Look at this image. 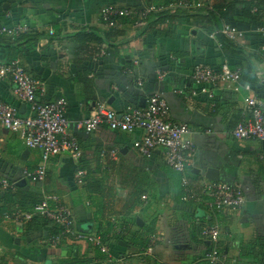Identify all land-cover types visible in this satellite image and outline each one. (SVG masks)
Wrapping results in <instances>:
<instances>
[{"label": "crops", "instance_id": "0c3cea01", "mask_svg": "<svg viewBox=\"0 0 264 264\" xmlns=\"http://www.w3.org/2000/svg\"><path fill=\"white\" fill-rule=\"evenodd\" d=\"M152 1L0 0V28L22 23L30 38L12 46L16 37L0 35L9 43L0 45V63L18 59L30 76L44 84L43 102L66 99L69 132L81 150L79 158L68 152L51 156L45 179L30 182L24 171L41 164L42 151L28 148L20 133L0 124V174L16 183L14 191L0 192V264H70L67 260L75 242L66 240L65 245L52 246L51 237L43 235L42 223H20L5 217L22 211L18 198L27 202L22 212H28L29 201L56 196L72 210L76 229L105 234L109 250L114 234L120 232L118 224L125 219L139 218L145 224L156 221L158 235L152 238L161 244L155 256L167 264L203 261L212 246L202 236L207 224L220 226L223 264H248V259L240 257L241 249L264 237V142L232 136L235 126L247 116L244 99L258 91L264 95V54L256 49L260 43L257 37L237 42L243 45L245 56L253 57L242 59L247 74L242 81L216 86L213 99L191 95L196 87L190 77L195 66L228 63L215 32L206 34L190 20L150 30L138 19H119L112 26L103 23L101 12L107 6L139 11ZM231 1L210 0V4L230 5ZM82 32L88 34L86 39ZM152 94L165 98L172 121L190 129L188 139L196 149L188 166L191 188L200 192L204 180L238 186L245 198L240 211L213 213L203 202L184 201L181 175L166 165L161 153L145 158L134 148L142 131L123 133L102 125L95 133H87L80 126L100 104L121 115ZM0 100L17 107L23 117L31 114L30 106L17 99L9 79L0 81ZM80 166L86 168L83 186L75 178ZM110 188L113 211L105 212L101 219L89 197ZM134 191L138 195L126 209L125 202ZM85 223H92L90 232L83 230ZM76 244L85 248L88 243ZM182 244L190 247L175 248ZM124 248L123 254L128 256L125 264H143L140 254L128 245Z\"/></svg>", "mask_w": 264, "mask_h": 264}, {"label": "built area", "instance_id": "2783aa9c", "mask_svg": "<svg viewBox=\"0 0 264 264\" xmlns=\"http://www.w3.org/2000/svg\"><path fill=\"white\" fill-rule=\"evenodd\" d=\"M178 0L169 7L171 12L177 8L194 9L201 6L211 7L210 0ZM157 11L154 6L145 7L139 11L134 9H120L107 6L102 12L105 25L112 26L116 18H137L146 24L145 18L151 12ZM27 28L19 23L13 27L0 28V35L16 36L25 33ZM264 38V28H258ZM227 39L240 42L244 32L228 24H224L217 32ZM214 33V36L217 34ZM191 80L196 86L191 95L203 94L213 99V88L225 84L240 82V72L231 70L228 63L220 68L209 65H197L191 73ZM9 79L14 85L17 99L30 106L31 114L23 117L19 109L0 100V124L5 128L20 133L25 145L30 149L42 151V162L33 171H24V178L30 182H42L46 177V162L51 156L68 152L79 158L81 150L77 139L69 132L70 120L67 117V101L59 98L46 103L40 100L45 91L44 84L30 76L19 60L10 63H0V81ZM245 111L247 116L233 129L232 136L237 140H259L264 142V102L258 97H246ZM102 125L112 131L133 133L142 131V138L134 142V148L145 157L151 158L159 151L166 165L181 175V187L184 201L203 202L210 209L217 211H240L245 204L243 191L238 186L216 181H202L200 192L193 190L188 180V166L195 154V145L188 139L190 129L187 125L170 119V108L162 95L152 94L146 105L130 106L123 114H119L104 104L98 105L94 111L80 122V126L87 133H95ZM115 156V152H112ZM264 160V153L261 155ZM84 170L76 173V183L83 186ZM16 183L0 174V192L14 191ZM142 199H146L143 196ZM36 216H42L61 229V233L50 238L52 246H60L63 240L69 242H84L97 246L107 253L110 262H117L110 254V250L97 234H86L76 229L72 210L63 204L56 196L45 197L32 210H19L6 213L5 217L16 222L27 223ZM120 230V229H119ZM221 229L218 223L207 224L202 229V236L212 245V251L206 256L210 264H223L224 254L219 246ZM155 240V239H153ZM147 252H151L149 249Z\"/></svg>", "mask_w": 264, "mask_h": 264}, {"label": "trees", "instance_id": "16d2710c", "mask_svg": "<svg viewBox=\"0 0 264 264\" xmlns=\"http://www.w3.org/2000/svg\"><path fill=\"white\" fill-rule=\"evenodd\" d=\"M177 2L178 0H168L164 5H162L161 3H159V0H153L152 4H150L149 6H154L155 8H157V11L151 12L149 15H147V17L145 18V28L147 30H150L167 23L179 24L183 23L186 20H190L193 23H197L200 29L206 34H211L213 32L217 33L222 28V24L226 23L239 31H243L244 39L247 37H257V43H260V47H257L256 49L259 50L261 54H264V38L259 32L257 33L258 28H264V0H233L231 1L230 5L221 4L212 5L211 7L201 6L194 9L177 8L175 12H171L169 7L173 4H176ZM197 2L198 0H193L192 4L197 5ZM119 19H131L133 20V22L137 21V18H116L114 19V23ZM26 34L28 33L25 32L16 36H12L16 38L14 39V41H12L13 44L10 45L13 46L14 44H18L20 42L26 41L27 39H30ZM87 35V33L82 32V36L85 39L88 37ZM216 36L220 43V49L222 50V53H224V55L228 59V66L231 70H238L240 72V81H242V79L247 75L244 67L242 66V59L244 58V60H249L253 57L250 54L245 56L243 45L231 41L219 33H217ZM85 41L88 42V40ZM7 44L9 43L3 41V38L0 36V45L3 46ZM15 60L18 59H11L6 63H10ZM250 65L253 66V62H250ZM212 67L218 69L221 67V65H212ZM248 70H250V74H252L251 68L248 67ZM259 85L262 87L263 83L260 81ZM45 93L46 89L40 97V100L43 99ZM260 93L261 91H258L256 97L264 102V95ZM80 170H86V168L80 166ZM87 190L89 193L91 192L90 186H88ZM98 192H101L102 194L95 197L90 196L89 198L96 209L95 215L98 216L99 214H101V219H103L105 212L113 211L111 203L114 199V193L113 188L108 189L107 193L101 190ZM137 195V191L129 194L128 199L125 202L126 209L127 205L132 204V200ZM18 200H20V203L23 206V211L24 207L27 205V202L19 198ZM42 201L43 199L37 198H35L33 201H29L31 203V208L25 211L32 210L37 204H40ZM208 209L213 213L226 211H217L214 209H210L209 207ZM95 219L99 220V218ZM30 223H42L43 235L45 236L53 237L61 233V229L59 227L43 217L40 218L36 216L31 221H29L28 224ZM155 226L156 221L145 224L143 220L137 221L135 218L125 219L123 222L118 224V227H120V232L119 234H114L115 239L114 243L112 244L113 248L110 249V253L114 257H116V259H118L117 262H110L108 254L102 252L97 246L87 244L85 248H82V246L76 244L77 242L72 243L67 262L70 264H125L128 256L126 254H123V251L125 250L124 247L128 245L129 248H132L138 254H140L143 264H167L160 262L159 259L155 256L156 248H158V246L161 244L160 241H153L152 237L158 235ZM101 236L103 243L108 244L106 235L103 234ZM65 241L66 240H63L61 245L67 244V242ZM108 241L110 240L108 239ZM121 242L124 245H122ZM149 249H151V254L147 255L146 253ZM211 251L212 246L205 253L204 260L196 264H210L209 261L206 260V256ZM240 257L243 259H248V264H264V237H257L251 245L242 248Z\"/></svg>", "mask_w": 264, "mask_h": 264}, {"label": "water", "instance_id": "95a60500", "mask_svg": "<svg viewBox=\"0 0 264 264\" xmlns=\"http://www.w3.org/2000/svg\"><path fill=\"white\" fill-rule=\"evenodd\" d=\"M110 102V101H109ZM146 105V102L145 100H141L140 102V107H144ZM25 105H23L22 107H24ZM140 219L137 218V221H139ZM82 228L84 231H88L90 232L91 231V228H92V223H85L82 225ZM122 245H124L123 243H121ZM190 246L187 245V244H182V245H177L175 246L176 249H187L189 248Z\"/></svg>", "mask_w": 264, "mask_h": 264}, {"label": "rangeland", "instance_id": "374dc122", "mask_svg": "<svg viewBox=\"0 0 264 264\" xmlns=\"http://www.w3.org/2000/svg\"><path fill=\"white\" fill-rule=\"evenodd\" d=\"M143 218H145V216H144ZM86 234H90V233H87V232H86Z\"/></svg>", "mask_w": 264, "mask_h": 264}]
</instances>
